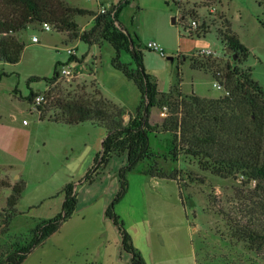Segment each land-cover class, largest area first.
<instances>
[{"label": "rangeland", "instance_id": "1", "mask_svg": "<svg viewBox=\"0 0 264 264\" xmlns=\"http://www.w3.org/2000/svg\"><path fill=\"white\" fill-rule=\"evenodd\" d=\"M120 1L63 0L68 6L92 12ZM73 20L79 31L90 29L93 22L90 16ZM119 21L139 45L144 71L175 99L191 94L205 99L226 95L223 85L217 89L210 76L190 68L189 59L202 58L198 54L202 50L214 52L210 57L222 64L250 69L252 79L264 89V0H136L123 8ZM227 25L249 50L244 63H235L219 39L218 32ZM12 36L25 47L18 63L0 62V258L13 243L28 240L39 221L61 210V191L72 182L77 193L75 211L22 264H131L117 227L104 216L119 190L118 171L126 157L113 156L101 170L94 158L106 135L103 128L40 120L38 105L27 97L30 92L46 97L50 90L60 97L99 90L104 98L130 112L140 102V92L112 67L115 51L107 42L88 46L71 34L45 32L38 22ZM32 37L38 42H32ZM148 42L159 44L165 56L147 50ZM67 50H74L79 62L70 61ZM120 60L136 66L128 53ZM55 66L57 71L62 66L70 69L74 77H59L49 85L45 79L53 77ZM48 103L41 104L44 112L50 110ZM153 110L156 120L149 119L151 124L168 115L167 108ZM50 116L52 111L45 113L46 118ZM170 139L166 133L151 135L152 150L162 154ZM158 162L166 170L179 171L178 186L142 175L145 164L141 162L126 175L127 193L114 206L145 262H152L149 243L157 237L151 228L147 234V223L171 217L182 221L186 215L196 264H264V185L241 174L218 177L183 154L176 163ZM88 171L91 175L100 172L91 184L83 182ZM14 185L23 191L10 209L7 200ZM5 226L8 232L2 235ZM185 247L181 232V246L173 251L181 254V261L187 254ZM158 248L160 255L164 249Z\"/></svg>", "mask_w": 264, "mask_h": 264}, {"label": "trees", "instance_id": "2", "mask_svg": "<svg viewBox=\"0 0 264 264\" xmlns=\"http://www.w3.org/2000/svg\"><path fill=\"white\" fill-rule=\"evenodd\" d=\"M131 1L136 0H121L117 5H109L106 13L98 14L68 6L63 0H0V62H19L25 45L12 34L25 30L34 22L40 23V26L49 24L57 33L71 34L88 46H97L102 42L112 46L115 51L112 67L131 81L141 95L133 113L104 98L99 90L71 97L56 96L50 90L46 97L43 96L44 102H49L50 110L44 112L41 108L44 102H41L37 111L40 120L67 126L88 122L103 128L106 136L101 143V151L94 158V165L97 164L101 170L113 156H126L125 165L118 171L119 190L104 216L117 227L122 249L131 256V264H146L133 247L120 217L114 212V206L128 190L126 175L135 171L142 162L145 164L140 169L142 175L173 181L178 186L179 171L173 168L166 170L158 160L176 163L183 154L196 160L201 170L218 177L241 174L258 185H264V89L252 79L250 69L241 71L210 56H199L189 59L190 68L223 85L226 95L205 99L191 94L185 98L179 95V99H175L171 91H159L157 82L144 71L139 45L119 21L123 8ZM76 16L92 17L91 28L79 31L73 20ZM218 36L225 49H230L236 57L235 63L246 61L249 50L228 25L218 32ZM123 53L131 55L135 68L130 63L121 62ZM70 61L79 62L73 55ZM56 66L53 77L45 79L49 85L59 78ZM36 97L30 92L27 100L33 103ZM163 108L168 109V115L160 123L151 124V111ZM48 111H52V116L46 118ZM126 116L128 122L124 120ZM157 133H166L171 137L168 148L160 155L151 147V135ZM99 174L95 172L91 175L88 171L83 182L91 184ZM199 182L203 184L202 179ZM22 191L17 185L12 187V194L7 200L10 209L16 206ZM61 193V210L54 217L39 221L30 231L28 240L13 243L10 251L0 258V264H22L34 248L57 232L71 217L77 205L76 185L67 183ZM7 232L8 227L5 226L2 235Z\"/></svg>", "mask_w": 264, "mask_h": 264}, {"label": "crops", "instance_id": "3", "mask_svg": "<svg viewBox=\"0 0 264 264\" xmlns=\"http://www.w3.org/2000/svg\"><path fill=\"white\" fill-rule=\"evenodd\" d=\"M158 89L159 91L163 92L159 84H158ZM120 104L122 105L123 102H121ZM137 106H135V109ZM134 111H130V112L133 113ZM128 119H129L128 116H126L124 118L125 122H128ZM152 120H156V118L154 117V110H152L150 114V121L152 122ZM83 124H88L91 128L99 127V126L93 125L88 122L83 123ZM83 124H79V125H83ZM185 218H186V215H185ZM185 218L181 221V217L177 219H175L174 217H171L169 219L158 220L160 222H153L154 224L147 223L148 224L146 228L147 234L148 235L151 234L149 231V229L151 228L152 233L157 235L156 238L153 237L154 238L153 244L149 243V249H151L152 251L151 264H196L195 253L191 245L192 227L187 221V218L186 219ZM181 232H182V242L187 247V249L185 247V253L187 251V254H185L182 261H181V254H175L173 252L174 249H176L178 246H181ZM158 245H160V248L164 249V251L161 252L160 255L157 254ZM145 263L149 264L148 262H145Z\"/></svg>", "mask_w": 264, "mask_h": 264}, {"label": "built area", "instance_id": "4", "mask_svg": "<svg viewBox=\"0 0 264 264\" xmlns=\"http://www.w3.org/2000/svg\"><path fill=\"white\" fill-rule=\"evenodd\" d=\"M108 9H109V6H105V7L101 6L98 9L97 13L98 14H104V13H106L108 11ZM191 24L193 26L192 28L195 29L196 23L194 21H192ZM41 29L43 31H45V32H51L53 30L52 26H50L49 24H45V23L41 25ZM32 42L36 43V42H38V39L36 37H32ZM145 48L147 50L157 52L162 57L165 56L163 48L159 44H157L156 42H148L145 45ZM67 53H68V55L72 56V55H74V50H67ZM198 54L201 55V56H211V55H214V52L209 51V50H202ZM57 72H58L59 77H74V72L71 71L68 68L63 67V66ZM214 86L217 89H221V86L219 84H217L216 82L214 83ZM34 102H35V104L39 105L41 102H44V97L43 96H37L34 99ZM159 115L161 117H163L164 116V112H161Z\"/></svg>", "mask_w": 264, "mask_h": 264}, {"label": "water", "instance_id": "5", "mask_svg": "<svg viewBox=\"0 0 264 264\" xmlns=\"http://www.w3.org/2000/svg\"><path fill=\"white\" fill-rule=\"evenodd\" d=\"M226 53H231V50L230 49H226ZM236 57L234 56V59H235ZM169 59H171V58H169Z\"/></svg>", "mask_w": 264, "mask_h": 264}]
</instances>
